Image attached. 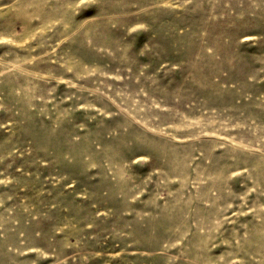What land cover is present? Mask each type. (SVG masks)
Here are the masks:
<instances>
[{
    "label": "rangeland",
    "instance_id": "obj_1",
    "mask_svg": "<svg viewBox=\"0 0 264 264\" xmlns=\"http://www.w3.org/2000/svg\"><path fill=\"white\" fill-rule=\"evenodd\" d=\"M0 264H264V0H0Z\"/></svg>",
    "mask_w": 264,
    "mask_h": 264
}]
</instances>
